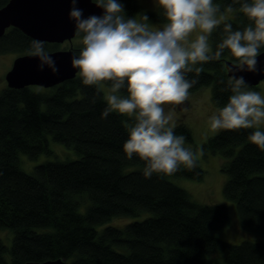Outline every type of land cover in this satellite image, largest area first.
Listing matches in <instances>:
<instances>
[{"label": "trees", "instance_id": "obj_1", "mask_svg": "<svg viewBox=\"0 0 264 264\" xmlns=\"http://www.w3.org/2000/svg\"><path fill=\"white\" fill-rule=\"evenodd\" d=\"M7 1L0 0V6ZM121 2L126 19L146 15L167 22L160 6L142 10L137 0ZM213 3L221 10L231 5L236 13L209 36L210 54L224 38L225 23L233 30L251 23L233 0ZM33 39L12 27L0 36V53L29 52ZM44 42L46 50L58 48L59 43ZM80 47L74 46L78 53ZM229 58L225 49L220 60L196 65L203 71L186 74L197 80L189 91L212 84L214 103L225 106L232 94L224 63ZM101 90L84 85L77 73L51 87L7 84L0 92V229L13 232L8 243L0 236V264L57 257L65 264H222L207 257L214 251L224 252L226 264H264V240L233 243L220 237L229 221L225 204L197 203L168 176L145 178L146 165L139 157L126 158L123 144L134 117L111 112L102 118L107 102ZM119 94L127 96L126 88ZM177 125L176 135L193 138L185 122ZM252 131L222 130L203 146L227 159L221 169L228 174L223 191L235 201L241 226L264 233V151L249 141ZM50 138L72 146L80 157L42 162L33 172L21 169L19 153L35 157L50 152ZM203 172L198 161L195 170L181 166L173 175L201 178ZM143 211L152 215L124 227L97 229L113 216Z\"/></svg>", "mask_w": 264, "mask_h": 264}, {"label": "clouds", "instance_id": "obj_2", "mask_svg": "<svg viewBox=\"0 0 264 264\" xmlns=\"http://www.w3.org/2000/svg\"><path fill=\"white\" fill-rule=\"evenodd\" d=\"M78 2L71 0L69 12L75 34L81 37L79 54L73 52L71 57L72 66L86 86H96L99 91L101 84L111 83L102 118L111 112L134 117L123 151L127 159L135 155L145 162V178L154 173L173 175L181 166L189 171L197 168L203 146L196 152L184 146L186 138L175 134L178 125L171 111L165 114L164 106L185 105L189 89L197 83L186 74L199 76L203 68L196 65L220 60L225 49L235 62L227 81L232 94L226 105L208 118L209 129L213 133L254 129L248 139L264 151V98L248 89L243 76L235 74L258 71L257 58L264 47V0H233L251 23L242 30H233L231 23H225L224 38L213 54L208 38L222 22L217 19L220 9L213 0H158L167 21L158 30L132 17L126 19L121 0H92L103 13L87 17L77 7ZM227 11H233L231 5ZM197 29L201 34L189 42L188 37ZM29 55L39 61L41 71L47 68L59 73L44 41L33 39ZM124 88L127 96L118 94Z\"/></svg>", "mask_w": 264, "mask_h": 264}, {"label": "rangeland", "instance_id": "obj_3", "mask_svg": "<svg viewBox=\"0 0 264 264\" xmlns=\"http://www.w3.org/2000/svg\"><path fill=\"white\" fill-rule=\"evenodd\" d=\"M140 4L142 10H158V0H137ZM214 6L218 4L213 3ZM236 10L233 9L232 12H228L227 9H220L217 13V19L224 21L227 19H233ZM138 22L147 23L149 28L152 30L162 29L167 22L158 23L150 20H142L139 15L134 17ZM201 34L199 29L194 31L188 37L189 42H193L196 37ZM72 44L74 46H81V37L75 36L72 38ZM210 38H208V43ZM211 51V43H209ZM70 47V42L68 40L59 43V48ZM18 52H6L0 53V92L7 86V81L5 79V73L11 67L13 59L19 55ZM35 86V85H34ZM39 85H37L38 87ZM43 87V86H39ZM111 85L106 83L101 84L100 88L103 91L104 96H106L110 90ZM212 84L203 85L198 87L194 91H189V100L185 105L173 108L170 105H165V114L172 112L174 121H183L188 126L192 132L193 138L190 140L185 139L184 146L196 152L198 146H203L207 143L208 139L212 138L219 132L213 133L210 131L208 126V118L215 112H217L221 106L214 103L212 99ZM249 90L257 91L260 93L261 97L264 98V79L258 82L255 86H248ZM119 94V93H118ZM264 129V126H262ZM222 131V130H221ZM50 152H42L35 157H30L27 153H19V165L21 169L26 172H33V167L37 164L46 161H66L72 160L80 157V154L72 146L65 145L62 142L55 141L53 138L49 139ZM204 155L198 159L200 166L202 167L203 177L201 178H191L182 177L176 175H169L168 178L175 184L185 188L191 195L192 199L197 203L201 204H214L223 203L228 208L229 221L226 224L220 237L224 240L239 243L246 239H259L264 240V233L259 231L247 230L241 226L239 214L236 207L235 201L226 197L223 189L228 178V174L222 169V164L227 161L220 154L210 151L208 148L203 146ZM142 167L141 165L132 166ZM130 169V167L128 168ZM83 203H87V198L85 196L81 197ZM81 211H84L85 206L82 204L80 207ZM148 215H152L151 212L143 211L139 215H117L109 218V220L98 226L97 229H103L106 225H114L118 227H124L127 223L134 220H141ZM13 232L9 229H0V236L8 243L12 238ZM122 249V247H120ZM224 252L214 251L207 254V257L211 262L215 260H220L222 264H226L224 259Z\"/></svg>", "mask_w": 264, "mask_h": 264}, {"label": "water", "instance_id": "obj_4", "mask_svg": "<svg viewBox=\"0 0 264 264\" xmlns=\"http://www.w3.org/2000/svg\"><path fill=\"white\" fill-rule=\"evenodd\" d=\"M72 7L71 0H8L4 6H0V36L10 26L21 29L27 35L46 42L62 43L70 42V47L47 50L56 61L58 74H53L45 68H38L39 61L29 55V52L17 55L11 67L5 73V79L9 87L21 88L24 86L39 85L51 87L62 81L75 77L78 70L72 66L73 52L79 54L73 44L75 37L74 22L69 18ZM78 8L83 9L84 16L102 15L103 10L95 6L92 0H79ZM258 59L257 72H237V76H243L248 86H255L264 79V49ZM229 76L235 69L233 59L224 60ZM6 84V85H7ZM62 257L48 258L45 260H28L22 264H65Z\"/></svg>", "mask_w": 264, "mask_h": 264}, {"label": "flooded vegetation", "instance_id": "obj_5", "mask_svg": "<svg viewBox=\"0 0 264 264\" xmlns=\"http://www.w3.org/2000/svg\"><path fill=\"white\" fill-rule=\"evenodd\" d=\"M12 27H14V26H10V27H8L7 29H6V31H8L9 29H11ZM76 36V35H75ZM185 104H186V102H185Z\"/></svg>", "mask_w": 264, "mask_h": 264}]
</instances>
